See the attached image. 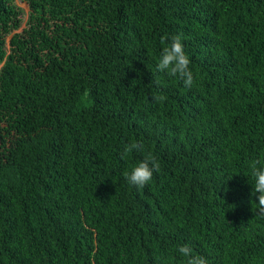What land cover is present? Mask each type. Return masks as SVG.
<instances>
[{
    "label": "trees",
    "instance_id": "obj_1",
    "mask_svg": "<svg viewBox=\"0 0 264 264\" xmlns=\"http://www.w3.org/2000/svg\"><path fill=\"white\" fill-rule=\"evenodd\" d=\"M23 1L0 0V264H264V0ZM165 35L191 88L157 71Z\"/></svg>",
    "mask_w": 264,
    "mask_h": 264
},
{
    "label": "clouds",
    "instance_id": "obj_2",
    "mask_svg": "<svg viewBox=\"0 0 264 264\" xmlns=\"http://www.w3.org/2000/svg\"><path fill=\"white\" fill-rule=\"evenodd\" d=\"M162 51L160 53L157 71L166 72L171 78H178L183 81L186 88H191L194 83V76L189 68L190 59L184 51L180 35H173L170 38L165 35L160 40ZM159 83V81H157ZM152 100L155 103H163L166 97L154 93ZM142 143L135 140L125 145L123 155L127 156L133 152H143ZM250 175L252 190L251 195L257 197L252 201V211L255 216L264 217V159H255L250 164ZM160 162L151 153L144 154L143 159L131 166L130 170H125L123 176L127 181L138 188L145 187L153 177V172H159ZM178 252L185 258V264H208L206 258L194 253L193 248L185 243L178 247Z\"/></svg>",
    "mask_w": 264,
    "mask_h": 264
},
{
    "label": "rangeland",
    "instance_id": "obj_3",
    "mask_svg": "<svg viewBox=\"0 0 264 264\" xmlns=\"http://www.w3.org/2000/svg\"><path fill=\"white\" fill-rule=\"evenodd\" d=\"M14 2L16 3V5H18L19 7L23 8V10L26 12H28V5L25 1L23 0H14ZM24 18H26V15L23 16Z\"/></svg>",
    "mask_w": 264,
    "mask_h": 264
}]
</instances>
